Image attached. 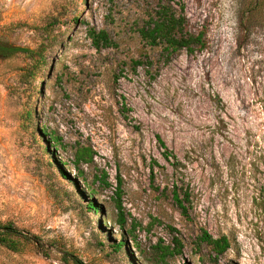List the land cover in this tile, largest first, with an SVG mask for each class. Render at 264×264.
Here are the masks:
<instances>
[{
  "label": "rangeland",
  "instance_id": "1",
  "mask_svg": "<svg viewBox=\"0 0 264 264\" xmlns=\"http://www.w3.org/2000/svg\"><path fill=\"white\" fill-rule=\"evenodd\" d=\"M165 1L0 0V38L17 46L36 48L60 10L69 24L54 29L39 95L19 81L22 58L0 63V222L49 247L48 257L31 244L0 248V264H63V251L88 264H150L153 247L175 241L182 254L168 264H264V23L248 12L251 0H167L206 47L165 64L137 34ZM89 28L105 30L113 46L96 50ZM138 60L144 65L134 71ZM33 108L36 127L26 119ZM41 128L63 139L55 159L70 177L72 147H92L94 164L83 168L100 215L85 209L82 187L59 178L34 136ZM103 174L107 188L95 180ZM174 188L187 196L184 210ZM119 211L125 230L135 228L125 237ZM204 235L225 238L230 249L217 257ZM122 239L130 262L109 247Z\"/></svg>",
  "mask_w": 264,
  "mask_h": 264
},
{
  "label": "trees",
  "instance_id": "2",
  "mask_svg": "<svg viewBox=\"0 0 264 264\" xmlns=\"http://www.w3.org/2000/svg\"><path fill=\"white\" fill-rule=\"evenodd\" d=\"M86 0H83V5H85ZM58 13L57 16H52L47 20L41 34V40L37 44L36 48L21 47L17 46L9 41L0 38V63L22 58L23 65L18 68V78L19 81L24 86H31L32 92L35 96L40 94L41 86L39 90H36V82L40 80L41 85L46 74L51 69V63L49 62L48 53L50 45L52 43V35L54 29L59 26H64L68 28V14ZM248 12L253 14V20L261 21L264 23V0H251L248 6ZM79 18L74 19V23L78 22ZM60 29V27L58 28ZM138 37L141 43L149 50H158L160 60L168 64L172 57L182 51L187 54L192 55L195 52H202L206 47V42L204 40V35L202 33H192L187 31V20L185 16L178 14L174 8L166 0L164 4H159L158 7L148 14L146 21L141 27L137 29ZM87 37L91 44L96 50H101L104 48H109L113 46V42L110 39L108 33L105 30H96L95 28H89L87 30ZM141 58H147L148 56H142ZM144 65L141 60L132 62L133 70L139 66ZM37 114V110L33 108L31 111L27 112L26 119L36 127L34 122V116ZM44 140L43 150L47 155V159L53 165L57 163L59 170L58 176L64 181L68 186H71L76 192H81L79 190L82 187L83 192L86 194L85 209L94 215H100L103 211V206L97 204L95 201L96 191L91 187L87 178L85 176L84 166H92L94 164V158L96 156L92 147L82 145L77 142L72 147L73 162L72 170L73 177H70L65 173L63 168L70 170V166L63 160L58 162L55 159L57 151L60 149H66V145L61 137H59L55 132L48 131L45 128L36 130L34 136H38ZM159 148L162 150V157L166 162L173 168L177 169V158L171 152L160 136H156ZM172 159L173 162H170ZM264 167V164H263ZM164 170V167H161ZM151 170L153 168L151 167ZM95 180L99 181L104 188L109 187V183L106 180V174L101 176H95ZM120 185L116 189L117 198L120 199L121 192V181ZM180 194L177 192L176 188L172 191V198L174 202L184 210L182 204L187 201V196L184 195L185 199H180ZM118 210H121L120 205L117 206ZM116 223L119 226L122 236L132 234L135 231L133 227L131 231L125 230V218L124 215L119 211ZM106 224V220L104 221ZM201 242L206 243L213 253L218 257L226 253L230 249V245L225 238L219 240H213L211 237L204 235ZM31 244L37 250L42 252L43 256L48 257V249L39 238L34 237L28 233H25L12 224H5L0 222V248H3L9 252L18 253L25 246ZM112 253H117L122 255L125 260L130 262L129 254L127 253V244L124 239L113 243L109 246ZM135 248L139 249V245L135 243ZM156 251V256L150 264H168L169 258H175L181 256L182 245L180 242L175 241L173 248L162 247L157 245L153 247ZM61 262L63 264H88L83 262L81 259L76 257L75 254L63 251L61 256ZM183 264H186L185 262Z\"/></svg>",
  "mask_w": 264,
  "mask_h": 264
}]
</instances>
